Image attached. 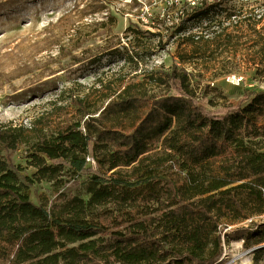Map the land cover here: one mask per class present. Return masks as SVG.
<instances>
[{
  "label": "trees",
  "instance_id": "obj_1",
  "mask_svg": "<svg viewBox=\"0 0 264 264\" xmlns=\"http://www.w3.org/2000/svg\"><path fill=\"white\" fill-rule=\"evenodd\" d=\"M217 1L189 7L190 30L212 27ZM248 97L206 111L173 66L125 85L97 116L82 103L70 116L0 124V264H212L223 228L264 214V91ZM20 148L31 176L5 154ZM41 181L81 183L87 198L34 203Z\"/></svg>",
  "mask_w": 264,
  "mask_h": 264
},
{
  "label": "rangeland",
  "instance_id": "obj_2",
  "mask_svg": "<svg viewBox=\"0 0 264 264\" xmlns=\"http://www.w3.org/2000/svg\"><path fill=\"white\" fill-rule=\"evenodd\" d=\"M201 1L215 0H0V124L70 116L82 103L97 116L125 85L173 66L188 74L206 111L244 104L251 91H264V0H218L222 11L212 27L203 20L190 30L189 7ZM229 12L235 15L224 18ZM5 154L33 174L24 148ZM29 193L37 204L60 193L87 198L81 183L35 182ZM262 239L264 214L225 227L221 255L212 264H255Z\"/></svg>",
  "mask_w": 264,
  "mask_h": 264
},
{
  "label": "built area",
  "instance_id": "obj_3",
  "mask_svg": "<svg viewBox=\"0 0 264 264\" xmlns=\"http://www.w3.org/2000/svg\"><path fill=\"white\" fill-rule=\"evenodd\" d=\"M87 162H91L90 158H86Z\"/></svg>",
  "mask_w": 264,
  "mask_h": 264
}]
</instances>
